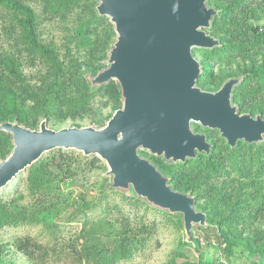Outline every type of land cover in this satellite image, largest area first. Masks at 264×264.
<instances>
[{
    "label": "trees",
    "instance_id": "1",
    "mask_svg": "<svg viewBox=\"0 0 264 264\" xmlns=\"http://www.w3.org/2000/svg\"><path fill=\"white\" fill-rule=\"evenodd\" d=\"M28 1L0 0V8L12 14L10 21L19 34L17 40L32 61L38 59L45 72L32 82L23 75L19 61L13 56L0 58V123L17 122L36 130L43 120L57 127L65 121L74 123L88 116L91 118L88 126L103 127L114 111L121 107L120 93L113 81L92 89L84 76V69L95 74L105 67L103 62L115 35L112 24L108 18L97 15L96 0H41L51 18L65 20L76 16L78 19L82 38L90 42L85 59L79 61L68 47L73 40L70 37L62 55L52 44L39 41L38 15L26 4ZM208 5L219 11L207 33L220 41V47L193 50V54L200 56L203 69L197 85L203 90L215 91L226 80L241 77L243 80L234 89L233 104L240 114L264 118V52L258 51L264 48V22L250 25L259 8L264 12V0H208ZM237 60L240 64L234 71L222 69L214 74L215 64L229 65ZM99 109H109V112L102 116L96 114ZM70 127L83 126L71 124ZM195 130H200L197 125ZM207 135L215 147L209 157L200 155L195 160L170 166L154 157L149 158L170 179L175 190L190 192L195 197L196 208L206 215L210 225L215 226L197 228L212 233L225 253L226 261L199 264H232L231 258L235 254L245 257L248 264H264V141L252 145L239 142L235 149H230L215 132L210 131ZM11 148L10 135L0 131V160L10 154ZM46 155H52V158L46 161V157H41L27 168V180L32 189L42 187L53 176L47 162H54L57 158L56 166L61 171H68L70 161L74 159L70 152L59 150ZM95 158H89L91 170L97 166L98 158ZM133 198L135 200L125 197L136 206H148L144 201ZM97 203L82 196L76 204L85 227L86 213ZM161 212L169 222L176 221L183 228L179 216ZM73 217L72 214L69 216L70 219ZM26 220L0 200V229L6 225H22ZM122 226L123 230L128 226L126 219ZM139 233L150 234V229L141 224ZM183 243L198 245V241H192L191 237L189 243L185 240ZM17 250L27 252L37 264H44L43 259L36 256V250H42L36 242L18 241ZM137 250L129 241L122 239L106 245L93 242L82 249L80 258L84 264H117L130 260Z\"/></svg>",
    "mask_w": 264,
    "mask_h": 264
},
{
    "label": "water",
    "instance_id": "2",
    "mask_svg": "<svg viewBox=\"0 0 264 264\" xmlns=\"http://www.w3.org/2000/svg\"><path fill=\"white\" fill-rule=\"evenodd\" d=\"M96 13L108 18L114 38L104 68L84 76L92 89L115 82L121 107L103 127H64L40 122L31 130L17 122L0 123L10 135L11 152L0 160V190L54 150H74L107 166L94 181L108 178L107 189L135 197L177 215L185 242L194 227H215L195 206L190 192H179L150 158L164 165L209 157L213 145L206 131H216L235 149L264 141V118L240 114L233 93L243 80L230 78L217 90L197 85L203 69L194 49L212 50L220 41L207 33L219 11L208 0H96ZM195 125L201 130L196 131Z\"/></svg>",
    "mask_w": 264,
    "mask_h": 264
},
{
    "label": "rangeland",
    "instance_id": "3",
    "mask_svg": "<svg viewBox=\"0 0 264 264\" xmlns=\"http://www.w3.org/2000/svg\"><path fill=\"white\" fill-rule=\"evenodd\" d=\"M38 15L37 34L39 41L52 44L62 55L67 39H73L68 47L73 57L79 61L85 59L86 50L90 45L82 37L81 24L76 16L65 20L51 18L48 8L41 0H29L26 3ZM11 13L0 8V58L11 55L19 61L20 70L27 80L34 81L45 72L38 59L32 61L31 56L24 51L17 40L18 32L12 28ZM257 21L264 22V12L261 8L256 12V19L250 20V25ZM17 31V30H16ZM264 52V48L258 50ZM198 61L200 56L194 52ZM259 59V58H258ZM239 61L213 66L214 74L220 70L234 71ZM109 109H99L96 114L106 115ZM91 118L86 116L74 123L65 121L51 129L70 127L71 124L88 126ZM41 122V121H40ZM106 124V122H105ZM38 129V128H37ZM70 152L73 161L68 171H61L54 162H47L53 173L49 181L42 187L32 189L27 180V169L17 175L7 186L0 190V200L9 204L11 210L26 217L22 225H6L0 229V263L1 264H37L27 252H19L17 243L21 240L34 241L42 249L36 250V256L43 259L44 264H84L81 260L82 249L93 242L108 244L120 240L129 241L138 248L132 258L117 264H199L225 262V253L220 248L212 233L194 227L192 241L197 240V247L184 245L185 233L176 221L166 219L161 211L146 205H134L133 197L117 192H110L106 187L109 179L94 181V174L107 171L105 163L98 158L96 168L89 169V157L74 150H59ZM52 155L44 154L46 161ZM58 157V156H57ZM97 159V158H95ZM108 195V196H107ZM85 196L96 206L86 213L87 227L76 210L79 199ZM73 218H69L70 215ZM70 219V220H69ZM126 219L128 226L123 230L122 222ZM143 224L150 229V234L139 233ZM144 242V245L141 243ZM232 264H248L245 257L232 255Z\"/></svg>",
    "mask_w": 264,
    "mask_h": 264
},
{
    "label": "flooded vegetation",
    "instance_id": "4",
    "mask_svg": "<svg viewBox=\"0 0 264 264\" xmlns=\"http://www.w3.org/2000/svg\"><path fill=\"white\" fill-rule=\"evenodd\" d=\"M200 129V128H199ZM201 130V129H200ZM200 130H198V131H200ZM207 133L208 132H210V131H206ZM205 132V134H206V136H207V141L209 142V143H211L210 141H209V139H208V135H207V133ZM211 132H215L216 134H217V138L220 140V138H219V134L216 132V131H211ZM214 147V146H213ZM215 148V147H214ZM141 155L143 156V157H146V158H149V154H147V153H145V152H141ZM152 160V159H151Z\"/></svg>",
    "mask_w": 264,
    "mask_h": 264
}]
</instances>
